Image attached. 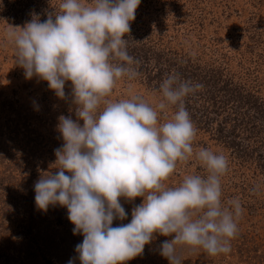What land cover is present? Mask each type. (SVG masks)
<instances>
[{
    "label": "rangeland",
    "instance_id": "obj_1",
    "mask_svg": "<svg viewBox=\"0 0 264 264\" xmlns=\"http://www.w3.org/2000/svg\"><path fill=\"white\" fill-rule=\"evenodd\" d=\"M61 2L0 0V264H81L76 246L83 235L73 234L67 208L38 209L34 188L42 175L57 171L54 150L63 144L58 117L77 119L69 111L71 82L65 100L47 81L26 79L7 38L33 15L46 20ZM125 38L139 74L120 78L112 101L140 96L163 123L177 110L157 107L163 100L160 84L169 74L202 85L185 97L196 128L193 155L178 162L166 186H179L188 175L206 176L195 157L206 148L228 160L222 204L230 209L233 199L241 204L231 252L212 257L185 248L178 252L182 264H264V0H141ZM142 201L122 198L127 218L114 220L113 227L129 223L132 208ZM155 235L142 256L125 264H169L159 246L171 237Z\"/></svg>",
    "mask_w": 264,
    "mask_h": 264
},
{
    "label": "clouds",
    "instance_id": "obj_2",
    "mask_svg": "<svg viewBox=\"0 0 264 264\" xmlns=\"http://www.w3.org/2000/svg\"><path fill=\"white\" fill-rule=\"evenodd\" d=\"M140 4L62 0L60 10L48 13L43 22L33 15L23 28L7 33L26 79L47 81L65 100L71 82L74 108L69 111L77 119L58 117L63 144L54 150L57 171L42 175L34 188L38 209L67 208L73 234L83 235L76 246L81 264H125L142 256L155 234L171 237L159 246L169 264H182L178 252L185 248L226 255L239 231V200L229 202L231 209L221 201V178L228 171L223 154L199 150L195 157L207 175H188L175 187L165 184L178 162L193 155L196 128L185 97L202 85L169 74L160 84L163 100L157 107L177 110L163 123L140 96L109 98L120 78L139 74L131 67L125 37ZM137 197L143 201L132 208L131 221L113 227L114 220L127 218L121 199L134 203Z\"/></svg>",
    "mask_w": 264,
    "mask_h": 264
},
{
    "label": "trees",
    "instance_id": "obj_3",
    "mask_svg": "<svg viewBox=\"0 0 264 264\" xmlns=\"http://www.w3.org/2000/svg\"><path fill=\"white\" fill-rule=\"evenodd\" d=\"M137 46H138V45H135V47H134L135 51L138 50ZM128 47H130V45H128ZM130 55H131V54H130ZM136 55H137V54H136ZM133 58H134V57H133Z\"/></svg>",
    "mask_w": 264,
    "mask_h": 264
}]
</instances>
